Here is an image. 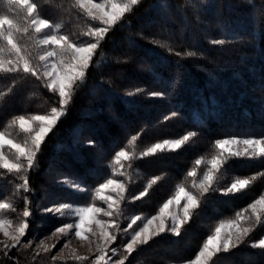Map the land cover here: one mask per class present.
<instances>
[{"label":"trees","instance_id":"1","mask_svg":"<svg viewBox=\"0 0 264 264\" xmlns=\"http://www.w3.org/2000/svg\"><path fill=\"white\" fill-rule=\"evenodd\" d=\"M35 2L41 18L59 24L58 32L73 41L87 40L82 33L99 25L83 15L75 0ZM0 14L12 15L4 3ZM221 39L229 42L212 43ZM188 51L198 54L184 55ZM136 89L143 91L126 95ZM158 91L166 95H149ZM59 99L43 80L22 72L0 73V132L21 138L18 124L12 121L47 112L59 105ZM190 131L197 135L182 148L140 156L148 146ZM231 136L264 137V0H139L101 41L65 115L42 143L35 166L27 173L30 190L19 187L24 174L0 169V202L14 208L0 216L12 222L26 219L46 232L63 224L66 216L44 209L60 203H95V189L118 167L125 173L121 176L126 183L125 212L149 216L178 185L191 186L189 171L196 168L201 177L207 160L217 152L214 142ZM122 148L136 156L123 168L113 162ZM196 159H202L200 166ZM154 179L157 182L149 187ZM236 179L252 183L235 194H206L180 236L154 237L125 264L193 259L221 221L235 219L237 211L264 193V157L229 159L217 187H227ZM146 188L144 197L133 200ZM26 207L31 212L28 218L23 217ZM263 233L264 225H258L244 243L219 253L212 264H264V248L252 246ZM117 254L127 255L123 248ZM49 256L21 245L0 251V264H80L74 259L52 261Z\"/></svg>","mask_w":264,"mask_h":264},{"label":"snow or ice","instance_id":"2","mask_svg":"<svg viewBox=\"0 0 264 264\" xmlns=\"http://www.w3.org/2000/svg\"><path fill=\"white\" fill-rule=\"evenodd\" d=\"M138 2L139 0H101V2L75 0L83 15L90 21H99V25L93 24L82 33L84 37L88 38L87 40L73 41L68 35L58 34L59 24L53 26L48 19L41 18L35 0H0V3L6 4L8 13H12V15L0 14V73L22 72L25 75L36 77L45 81L48 90L58 93L60 98L59 107H52L50 115H33L31 119L20 115L12 121V125L18 124L20 132L25 134L26 138L23 141L6 139L5 133L0 132V169H6L9 174H24L23 184L19 187H22L25 192L30 190L27 173L35 166L37 153L45 138L60 118L65 115L74 89L78 83L83 82L99 44L105 39L109 30L117 25ZM49 30L51 31L49 32ZM228 42L223 39L212 41L216 45H224ZM33 50L36 53L35 57L32 55ZM176 54L181 55L180 53ZM197 54L195 51H188L184 55L194 57ZM142 91V89H136L135 92H128L126 95L133 96ZM149 95L162 98L166 93L158 91L151 92ZM176 115L175 111L171 113V117ZM171 117L165 116L164 119L168 120ZM196 135V132L190 131L179 139H165L163 143H154L142 151L140 156L154 155L158 151L178 150ZM136 139V136L132 137V141ZM88 143L92 144L93 142L89 141ZM214 143L217 152L207 160V167L203 170L202 177L197 176L196 168L189 171L187 176L192 178L191 186L186 189L185 186L178 185L174 196L163 203L156 215L150 218L134 215L127 227L121 229L118 220L123 214L126 185L115 178H108L104 183L99 184L94 193V199L103 201L107 208L95 204L73 208L70 203H61L43 210L61 216L73 212L78 217L74 223H65L62 227L55 228L53 235L59 234V237H67L74 233L78 239L84 241L89 240L90 233L92 237L97 238L95 241L89 240L90 246L95 243V258L93 260H89L88 256L75 255L73 250L71 259L80 262V264H83L84 261H89V264H125L128 256L139 246L148 244L154 237L164 233L180 236L183 227L190 222L206 194L215 191H219L222 195L235 194L247 188L252 180H255V177L252 180L236 179L227 187L218 188L222 169L229 159L233 157H264V137L260 139L232 137L217 139ZM5 146L9 149L8 154L3 151ZM135 158V153L130 155L122 148L115 152L113 162L123 168L125 161L130 162ZM202 162V159H196L195 165L200 166ZM114 175L123 176L125 173L114 171ZM156 182L155 179L152 180L149 187ZM83 190L81 189V191ZM108 193H115V196ZM146 194L147 188L138 196L133 197V200L140 199ZM181 201L183 204L179 211L170 210V206H180ZM4 210H14L13 205L8 202H0V212ZM101 214L108 219L101 218ZM30 215L31 212L26 207L23 217L28 218ZM137 222H143V226L138 230H133L130 239L123 245V252L127 255L113 261L112 257L117 254V248L108 246L117 239L114 230L128 234L129 229H133V225H137ZM243 222H247L249 226H242ZM11 224V220L0 219V232L8 241L4 242L5 248H14L21 244V238L26 235L29 228L26 219L21 220L19 224L9 230ZM93 225L95 229H98V233L93 229ZM258 225H264V195L253 200L242 211H237L235 219L221 221L212 234L203 241L199 252L194 259L188 261V264H212L214 257L219 253L228 252L244 243ZM30 244L31 241L25 247ZM252 246L264 248V238L259 239ZM38 247H43L45 252L50 251L48 247L44 246L43 241ZM109 252L111 255H108ZM52 259L56 260L57 256H53Z\"/></svg>","mask_w":264,"mask_h":264},{"label":"rangeland","instance_id":"3","mask_svg":"<svg viewBox=\"0 0 264 264\" xmlns=\"http://www.w3.org/2000/svg\"><path fill=\"white\" fill-rule=\"evenodd\" d=\"M94 2H101V0H94ZM97 22L99 24V21H97ZM53 26H55V25L53 24ZM50 31L51 30H49V32ZM58 34L63 35L60 32H58ZM68 105H67V107H68ZM57 107H59V105ZM50 114H51V109L49 111H47V112L38 113V114H34V115H50ZM32 116L25 117V118L26 119H31ZM232 137H236V136L225 137L223 139L232 138ZM5 138L6 139L7 138H11L14 141L21 142V141H23L26 138V136H25L24 133H22V137L21 138H18V134H15V133H5ZM236 138H240V139H245V138L260 139L262 137L239 136V137H236ZM163 141H159V142H156V143H163ZM151 146L152 145L148 146L147 148H149ZM146 149H144V150H146ZM3 151L6 154L9 153V149L7 148V146H5V148L3 149ZM126 151H128V150H126ZM129 154L131 155V151L129 152ZM117 166H120V165H117ZM119 169H120V167H118L117 172H119ZM111 178H115V179L121 181L122 183H124L126 185L124 179L121 176H119V175H114ZM71 186L73 188L79 189V187L76 186V185H71ZM185 188L187 189L188 187H185ZM193 191H195V189H193ZM108 194H111V195L115 196V193H108ZM174 194H175V192L171 196H169L164 202H166L168 199L172 198L174 196ZM261 195H264V193L261 194ZM258 198H256V199H258ZM125 202H126V200L124 201V203ZM124 203H123V214L119 217V220H118V222H119V224L121 226V229L126 228L127 227V224L131 220V217L135 215V214H127V212H125ZM163 203L160 205V207L163 205ZM60 204H57V205H54V206H58ZM70 204L73 206V208L85 206L84 204H76V203H70ZM93 204H95L96 206H102L104 208H107V205L104 204L103 201H101L99 199H96V202L93 203ZM182 204H183V201H181V205L180 206H170V210H172V211H179V209L182 207ZM54 206H51V207H54ZM159 208H158V210L154 214H151L149 216H142V217L150 218L151 216L156 215L158 213V211H159ZM181 215H182V212H181ZM63 216H66L65 222L63 224L57 226V227H62L65 223H74L76 221V219H78V217H76L73 212H68V213H66ZM139 216H141V215H139ZM101 218H103L105 220L108 219L107 217H103L102 214H101ZM0 219H6V218H3V217L0 216ZM6 220H9V219H6ZM226 221H228V220H226ZM19 223L20 222H12L9 230H11L12 228H14ZM27 223L29 224V222H27ZM169 223H170V221H169ZM142 226H143V222H137V225H133V229H129V233L128 234H125L122 231L121 232H115V230H114V234L117 235V239L116 240H119V241L122 242V239H124L123 244H116V245H114V243H115L114 242L112 245H109L108 247L109 248H111V247L117 248V252L119 253V250L122 249L123 248V245L125 243H127L128 239H130L131 232L133 230H138V228L139 227H142ZM242 226L247 227L249 225H248L247 222H243ZM36 227H38V226L32 227L29 224V228L26 231V235L21 238V244L17 245V247H19L21 245H22V247H25V245H28L29 244V241H31V244L29 246L32 247V253L38 254V253L45 252L43 250V247H38V245H40V242L43 241L44 242V246H46V247H48L50 249V251H48V252L50 254L49 257H50V259L52 261H54L52 259L53 256H57V259H61V260L63 259L65 261H67V259H71L72 255H73V250L75 251V255L88 256L89 257V260H93L95 258V243H92L91 246H90L89 245V240L95 241L97 238L96 237H92L90 233H89V240L81 241L80 239H78L74 235V233L71 234L70 236H67V237H59V234L53 235V232L55 231V228H57V227L50 228L49 230H46V232L38 231L36 229ZM92 227L98 233V229H95V226L94 225ZM58 237H59V239H58ZM261 238H264V233L261 235V237L259 239H261ZM259 239L256 240L254 243L258 242ZM4 242H8L7 241V238L3 236V233L2 232H0V251H2L4 253H7V251H8L9 248H5L4 247ZM9 243H11V242H9ZM65 244H67V247H65ZM121 245H122V247H121ZM90 247H91V250H90ZM108 255H111V252H109ZM60 257H63V258H60ZM112 259H113V261H115L117 259H120L119 254H116L115 256H113ZM172 264H188V261L187 262H181V263H172Z\"/></svg>","mask_w":264,"mask_h":264}]
</instances>
